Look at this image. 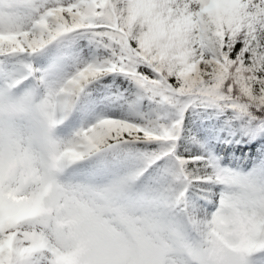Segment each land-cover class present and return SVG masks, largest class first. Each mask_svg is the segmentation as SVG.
<instances>
[{
  "label": "snow or ice",
  "instance_id": "obj_1",
  "mask_svg": "<svg viewBox=\"0 0 264 264\" xmlns=\"http://www.w3.org/2000/svg\"><path fill=\"white\" fill-rule=\"evenodd\" d=\"M0 264H264V0H0Z\"/></svg>",
  "mask_w": 264,
  "mask_h": 264
},
{
  "label": "clouds",
  "instance_id": "obj_2",
  "mask_svg": "<svg viewBox=\"0 0 264 264\" xmlns=\"http://www.w3.org/2000/svg\"><path fill=\"white\" fill-rule=\"evenodd\" d=\"M234 235L235 242L229 237ZM259 235V221L254 216H238L231 232L221 230L214 236L215 248L220 255V259L225 258L228 251L243 254L250 241Z\"/></svg>",
  "mask_w": 264,
  "mask_h": 264
}]
</instances>
